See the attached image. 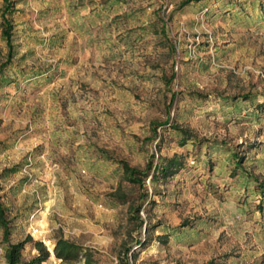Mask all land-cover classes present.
I'll return each mask as SVG.
<instances>
[{"label": "rangeland", "instance_id": "obj_1", "mask_svg": "<svg viewBox=\"0 0 264 264\" xmlns=\"http://www.w3.org/2000/svg\"><path fill=\"white\" fill-rule=\"evenodd\" d=\"M12 1L9 42L0 0L10 243L43 242L42 264H60L58 237L97 264H264V0ZM167 159L177 172L153 183ZM121 162L152 165L145 191ZM7 245L0 225V264ZM37 255L27 243L23 261Z\"/></svg>", "mask_w": 264, "mask_h": 264}, {"label": "trees", "instance_id": "obj_2", "mask_svg": "<svg viewBox=\"0 0 264 264\" xmlns=\"http://www.w3.org/2000/svg\"><path fill=\"white\" fill-rule=\"evenodd\" d=\"M199 1V0H196ZM5 6L3 10V35L10 42L12 38L11 30L13 28L12 22L8 19L6 14L13 13L14 2L12 0H3ZM190 2L184 3L187 6ZM156 134V133H155ZM179 161L176 159H167L163 163L156 166L151 181L153 183L158 182L160 179H167L172 177L177 172L179 167ZM124 174L128 180L139 186L140 190L145 191L146 180L149 178L152 165L147 167L145 170H140L131 167L126 162H121ZM263 191V186H260ZM142 198H147V195H143ZM137 220L139 225L143 227L144 221L140 217V207L136 210ZM0 225L4 230V240L8 244L5 251L6 264H42L46 262L51 253L48 248L41 241H35L32 237H28L26 240L18 243H10L11 227L9 221L6 219L5 210L0 204ZM148 226V225H147ZM148 231V227L146 232ZM164 240L168 239V235L162 237ZM31 242L34 248L38 251V255L31 261L24 262L22 258V252L27 243ZM152 239H146L145 242L142 240L138 241V244L151 243ZM53 254L60 264H97L94 252L84 246L65 239L64 237H58L55 239ZM128 254V253H126ZM128 262V261H127Z\"/></svg>", "mask_w": 264, "mask_h": 264}]
</instances>
